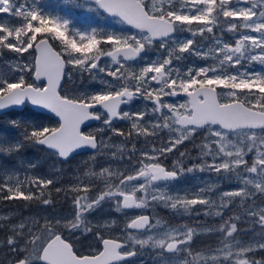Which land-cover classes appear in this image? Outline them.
<instances>
[{
    "label": "snow or ice",
    "instance_id": "obj_1",
    "mask_svg": "<svg viewBox=\"0 0 264 264\" xmlns=\"http://www.w3.org/2000/svg\"><path fill=\"white\" fill-rule=\"evenodd\" d=\"M94 6L138 31L99 33L93 29L73 35L68 31V19L46 14L37 0H0V13L20 21L11 26L0 23V58L4 50L32 57L31 62L17 57V72L0 75V111L27 101L59 120L56 127L10 121L11 127L20 130V140L13 143L0 136V155L12 157L26 145H39L52 150L57 161H68L77 149L88 147L95 150L92 157L102 155L119 162L99 171L88 167L83 178L76 176L77 183L55 189L50 186L58 178L33 175L29 179V173L20 178L14 173L16 179L9 183L13 173L6 172L7 179L0 180V199H35L47 208L56 203L51 198L54 190L64 193V199L70 197L72 212L69 216L0 222V228L9 233L0 240L4 249L0 264H125L144 256L145 250L151 264H264V71H249L253 64L264 67V0H94ZM224 31L232 33L234 46L222 40ZM185 32L187 38L177 39V33ZM197 33L201 42L194 39ZM204 33L213 34L211 39L218 48L205 50ZM50 41H59L61 50ZM102 43L110 47H101ZM146 50L155 51L156 57L140 67L128 63ZM191 56H211L213 63L185 68L177 63ZM102 57L110 58V63H101ZM69 66L81 77L87 74L90 80L99 81L101 89L75 96L62 92V81L72 77ZM30 73H34L31 80ZM181 94L188 98L186 102L164 99ZM134 100L145 103L137 111L126 110L124 106ZM117 120L128 122L129 130L117 128ZM87 121H99L102 126L96 132L110 135L82 132ZM201 129L209 136L201 144L193 143L199 149L200 162L184 167V161L177 160L167 168L163 161L168 154ZM165 130L166 140L160 136ZM134 133L137 139L144 138V147L138 150L132 142L128 150ZM112 135L125 140L115 144ZM148 137L158 138L160 143ZM179 156L191 159L187 149ZM125 158L129 163L123 164ZM36 166L29 164L30 168ZM55 171L64 174L59 167ZM197 171L215 173L218 179L191 194L168 190L170 182ZM221 180L240 187L212 195ZM5 189L7 196L3 195ZM106 203L116 212L141 209L153 215L128 218L125 213L121 231L106 238L89 220ZM157 205L176 215L219 217L218 227L202 229L218 233L219 243L205 251L195 249L197 229L186 223H164L156 218ZM229 205L232 215L225 218ZM6 219L7 215L0 214V221ZM64 230L68 235L93 233L102 249L80 254L65 238ZM241 235L249 238L241 239Z\"/></svg>",
    "mask_w": 264,
    "mask_h": 264
},
{
    "label": "rangeland",
    "instance_id": "obj_2",
    "mask_svg": "<svg viewBox=\"0 0 264 264\" xmlns=\"http://www.w3.org/2000/svg\"><path fill=\"white\" fill-rule=\"evenodd\" d=\"M145 2L149 3L150 0H145ZM37 3L41 6L43 11L49 15L52 13L51 7L52 4L54 3V6H56L57 9V13L66 12L67 16H70V12H71L72 16L79 17V22L87 23L88 25H91L93 29H96L97 32L99 33L117 32V33L129 34L136 32L130 29L128 26H126L118 19L107 17L104 13H102L100 9L97 10L94 6V0H74V3L71 4L66 3L65 0H37ZM53 17H58V15H54ZM62 18L65 19V17ZM19 22L20 21L17 18L11 17L6 13H0V23H7L11 26L13 24H18ZM73 23L74 22H71V24ZM72 30L73 32H83L78 28L77 29L70 28V31ZM214 32L218 34V30L214 29ZM212 35L213 34L204 33V37H207L206 40L202 41L205 45V50L208 47L218 48V46L215 45L211 39ZM252 35H256V34L252 33ZM188 36L189 33L187 32L176 34L177 39L181 37L187 38ZM77 38L79 39V37ZM221 38L223 41H226L230 45L234 46V39L232 33L224 31ZM194 39L198 42H201L202 40L201 35L199 33L196 34ZM105 46L110 47V45H105ZM29 52L31 53L33 52V50L30 49ZM17 57L20 60H24L26 62H31L32 60V57L29 55V53H23L22 55H19V54L11 53L8 50H4L3 57L0 58V75H4L8 77L12 73L17 72V59H16ZM6 61H11V63H6ZM107 62L110 63V60H108ZM148 62H150L149 58L144 59L142 64H140L138 67L143 66L145 63ZM177 63H179V66L181 68H185L189 64H193V63L196 64L197 66L203 64H212L213 60L211 56L203 59H198L196 56H191L188 57L185 61L177 62ZM249 71L261 72L264 71V67H262L259 64H253L250 66ZM27 75L30 80L33 78V73ZM109 78L112 79L111 77ZM95 83L97 84V81H95ZM217 90L224 91L223 89H219V88ZM166 98L170 99L173 97H166ZM222 99L227 100L228 98L223 97ZM176 100L178 101L177 102L175 100L172 101L169 100V101L176 104L187 101V99H181V98H177ZM148 118L149 117H146V119ZM10 121L28 123L33 125L34 127L58 126L57 122L53 121L49 117L39 116L38 113L32 111L28 107L19 112H10L0 117V136L6 137L8 141L13 143L19 142L20 130L18 128L11 127L9 123ZM175 134L176 133H173V135ZM133 136L135 137L134 138L135 141H141L144 143L143 137L137 139L135 133ZM160 136L166 140L168 137L167 130L161 132ZM205 136H209V134L206 133L204 130H199L197 133L193 134L191 140L184 141L178 146L177 150H174V151L182 152L187 149V151L191 153V159H186V160H184V158L180 157L178 154V158L180 157L181 160L184 161L183 163L184 167H188L193 163L200 162V160L197 159L199 155V149L194 147L193 143L201 144ZM148 139L156 140L158 138L148 137ZM117 140H115V142L113 143L120 144L117 143L120 142ZM122 141H124V139H122ZM110 151H115V148L111 149ZM104 157L106 156L98 155L93 158H104ZM79 160L80 161L74 163L72 162L64 163L62 161H57V159L51 155V152L43 149L39 145L36 146L26 145L22 153L21 152L16 153L12 157H5L3 155H0V178L2 180L7 179V176L4 175L6 172L13 173V179L9 181V183H14L16 179L14 173H19L20 178H24L25 173L30 174L28 177L29 179L33 175L58 178L57 184H60V186L56 185L55 186L56 188V187L67 186L69 184L77 183L76 176L80 175L83 178V173L87 170L88 167L93 168V170L95 171H99L101 170L102 167L108 166V165H96V164H88V163L83 164V162H86L87 159L80 158ZM112 160H113L112 165L119 164L117 160L115 159ZM127 161L128 160L125 158L123 164H127ZM249 162L251 161L249 160ZM29 164H35L37 166L35 168H30ZM57 167L63 170L64 174L62 176L55 171ZM217 179L218 177L217 174L215 173L197 171L192 174H188L181 177L176 182L169 183L168 190L174 193L177 192L183 193L187 191L189 194H191L196 192L197 189L202 185L207 184L209 181H216ZM95 183L98 185H102L101 180H96ZM238 187H240L238 183H232V182H227L226 180L225 181L221 180V182L217 184L216 187L213 189L212 195H215L216 191L222 192L224 190H230ZM32 190L35 192V188H33ZM55 193L57 199L54 201H56V203L51 207L45 208L43 205L39 203L38 200H33V202L34 201H38V202H35L33 204L31 203L29 205L23 206L22 208H13L8 206L5 207L4 209L0 210V214L7 215V219L0 222L7 224V223H14L23 218H39L42 216H49V217L69 216L70 213L72 212V207H71L72 201L70 197L68 199H64L63 198L64 193H57V192ZM75 194L76 193H71L70 195H75ZM137 194L141 195V193H137ZM197 206L202 207L200 205H196L195 207ZM215 210L218 209H214V211ZM232 210H233V206L229 205L228 209H226L223 213L224 217L227 218L229 215H232ZM155 212H156V218L161 219L164 223L171 226H179L181 224L178 223L181 220L183 221L188 220L190 217L188 215H176L174 210H171L169 208H164L163 206L160 205L156 206ZM125 213L127 214L128 218H134L141 213L149 214L151 215V217L153 215L150 210L145 212V210H141V209H130V210H124L123 212H116L114 207L106 203L105 205L102 206V208L97 209L95 212L91 213L89 215V220L92 221L94 230H99L107 238L110 233L118 234L121 231V229L124 227L125 219H126ZM168 218H171L172 220L173 219L176 220V224L174 222L172 223L168 222L170 221V219ZM206 219L209 222V228L214 226L218 227L219 223H221V219L219 217L206 216ZM152 222L154 223L155 221L152 220ZM200 231H202V229H200ZM128 232H134V231L128 230ZM205 233L208 235L207 238L209 240L210 247H215L219 243V240L217 239L218 233H209V232H205ZM8 235L9 233L7 229L0 228V240L6 239ZM64 235L69 241H71L74 244L76 251L80 254L88 253V252L93 254L97 249H101V243L95 239L93 233H88L86 235H81L80 233H76L75 235H68L67 230H64ZM240 238L246 240L249 237L247 235H241ZM136 247L139 248L140 246L136 245ZM3 251L4 249L0 248V252ZM147 254L148 251L145 250L144 256H146ZM257 255L260 254L258 253ZM147 261H149V264H151L149 257Z\"/></svg>",
    "mask_w": 264,
    "mask_h": 264
},
{
    "label": "flooded vegetation",
    "instance_id": "obj_3",
    "mask_svg": "<svg viewBox=\"0 0 264 264\" xmlns=\"http://www.w3.org/2000/svg\"><path fill=\"white\" fill-rule=\"evenodd\" d=\"M74 27L78 28L80 26H77V24L71 26V28H74ZM72 32H73V30H72ZM156 46L158 47V43H157ZM101 47H106V46L102 43ZM61 48H62V45L60 44L59 41H57L56 49L61 50ZM155 56H156V52L155 51L151 52V50H147V53L145 54L144 57H142L138 62L131 63V64H135L138 67L140 64H142L144 59H148V58L153 59ZM108 60H110V58L102 57L101 58V63H106ZM128 63H130V62H128ZM70 67L71 66H69V69L67 71H72ZM105 78L111 80L109 77H105ZM100 89H101V85H100L99 81H97V84H96L95 81H92V80H90L88 78L87 74H84V76L81 77L80 73L72 71V77L66 83L64 82V87L62 89V92L67 93L69 95H74L75 96V95H80L82 92H85V91H99ZM164 99H167L168 101L169 100H171V101L175 100L176 102L178 101V100H176L177 98L168 99V98L164 97ZM181 99H185V98L183 97ZM142 103H144V102L141 101V100H134L131 105L124 106V107H126V110L131 109L133 111H137V110L140 109V105ZM114 123H115V126L117 128H123L125 130V132H127L129 130V128H130L129 123L125 122V121L117 120ZM101 126L102 125H101V123L99 121H97V122L93 121V122H91V124H88L87 126H85L82 129V132H85V133L93 132L97 136H100V135H103L105 137L109 136L110 133H97L96 132V129L98 127H101ZM134 138H135L134 136L130 138V140L128 142V150H131L132 142L136 143L137 149L143 148L144 147V143L141 142V141H135ZM117 139H120V140H117ZM122 139L125 140L124 137L112 135V142H115V140H117V141H120V142L116 141L117 143H121V142H123ZM156 142H157V144L160 143L158 139H156ZM149 147H151V145ZM177 157H178V151H173L172 153L168 154V158L166 160H164L163 163L166 165L167 168L170 169V168L173 167L174 161L178 160ZM80 158L87 159V161L83 162V164H87L88 163V164L108 165V166L113 164V160L112 159H109L108 157L93 158L92 157V153L81 154V155L77 156L76 158H74L71 161H72V163L78 162V161H80L79 160ZM116 165H118V164H116ZM120 166H122V165H120ZM176 181H172L170 183H173V182H176ZM195 208L199 209L201 207L197 206ZM168 219H170V221H168V222H170V223L174 222L176 224V220L173 219L174 220L173 221L171 218H168ZM197 221H199L200 223H197ZM184 223H186L190 227H195L197 229V234L193 237V247L195 249L201 250V251L207 250V248L210 247V243H209V240L207 238L208 235L204 231H200V229L209 227V222L206 219V216H204V215H199V216L191 215L188 220H184V221L181 220L178 224H184ZM148 257H149L148 254L146 256L136 257L135 259H133L131 261L125 262V264H136V263L139 264L141 260H146L147 261Z\"/></svg>",
    "mask_w": 264,
    "mask_h": 264
},
{
    "label": "water",
    "instance_id": "obj_4",
    "mask_svg": "<svg viewBox=\"0 0 264 264\" xmlns=\"http://www.w3.org/2000/svg\"><path fill=\"white\" fill-rule=\"evenodd\" d=\"M103 10V9H102ZM104 11V10H103ZM105 12V11H104ZM107 15H109V16H111V17H116V16H112V15H110V14H108L107 12H105ZM116 18H119V17H116ZM120 19V18H119ZM136 30V29H135ZM138 31V30H137ZM145 54V52H143V53H141L140 54V57L138 58V59H140L141 58V56L142 55H144ZM137 59V60H138ZM136 60V61H137ZM131 62H134V61H131ZM37 83H40V81H37ZM62 83L64 84V81H62ZM29 102H27V101H25V103L23 104V105H21V106H19V107H13V108H9V109H6V110H3V111H0V116H2V115H4V114H6V113H8V112H10V111H12V110H22V109H24L25 107H26V105L28 104ZM29 106L34 110V111H36V112H38V113H43V114H46V115H50V116H52L55 120H57L58 122H59V120H58V117H55L54 116V114H52L51 112H49V111H47V110H45V109H43V108H41V107H36V106H33L31 103H29ZM91 122H93V121H87V122H85V124H83L82 126H81V131H82V129H83V127L84 126H86V125H88V124H91ZM43 147V146H42ZM44 148V147H43ZM44 149H46V148H44ZM47 151H50V152H52V150H48V149H46ZM95 150H92V149H90V148H88V147H82V148H80V149H77L73 154H72V156L69 158V160H71L73 157H75V156H77V155H79V154H83V153H92V152H94ZM68 160V161H69ZM68 161H63V162H68ZM132 259V258H131Z\"/></svg>",
    "mask_w": 264,
    "mask_h": 264
},
{
    "label": "trees",
    "instance_id": "obj_5",
    "mask_svg": "<svg viewBox=\"0 0 264 264\" xmlns=\"http://www.w3.org/2000/svg\"><path fill=\"white\" fill-rule=\"evenodd\" d=\"M68 20H70L69 18H68ZM68 31H69V28H68ZM79 41V40H78ZM39 116H42V117H46L45 115H41V114H38ZM24 150V149H23ZM22 150V151H23ZM22 151H21V153H22ZM25 156V155H24ZM0 180H2L1 178H0ZM56 185H58V186H60V184H57V183H55V184H53V185H51L50 187L53 189H55V186ZM35 191H36V189H35ZM3 195L4 196H7L8 195V193H7V190L5 189V191L3 192ZM46 195H47V193H46ZM57 196H56V193H55V191L53 190L52 192H51V198L53 199V200H56L57 198H56ZM58 197H59V195H58ZM35 200V199H34ZM35 202H38V201H24L23 199H15V200H7V199H0V210H2V209H4L5 207H13V208H22L23 206H26V205H29V204H33V203H35Z\"/></svg>",
    "mask_w": 264,
    "mask_h": 264
}]
</instances>
